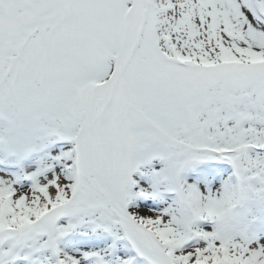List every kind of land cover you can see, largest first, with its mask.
<instances>
[{"label":"snow or ice","instance_id":"1","mask_svg":"<svg viewBox=\"0 0 264 264\" xmlns=\"http://www.w3.org/2000/svg\"><path fill=\"white\" fill-rule=\"evenodd\" d=\"M0 264H264V0H0Z\"/></svg>","mask_w":264,"mask_h":264}]
</instances>
